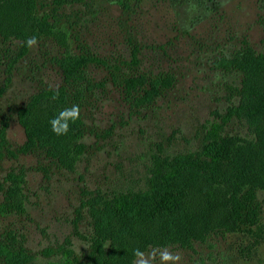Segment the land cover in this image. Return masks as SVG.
<instances>
[{
  "label": "rangeland",
  "instance_id": "374dc122",
  "mask_svg": "<svg viewBox=\"0 0 264 264\" xmlns=\"http://www.w3.org/2000/svg\"><path fill=\"white\" fill-rule=\"evenodd\" d=\"M23 2L15 19L0 13V264H46L67 249L74 264H132L134 249L164 247L180 264H264V176L236 188L201 156L213 123L218 138L257 142L256 123L234 110L254 77L239 53L264 56V0ZM35 96L44 121L79 105L66 139L51 126L29 137ZM188 157L197 169L178 215L236 195L231 224L197 220L187 233L142 216L159 161ZM116 198L138 208L112 222Z\"/></svg>",
  "mask_w": 264,
  "mask_h": 264
},
{
  "label": "trees",
  "instance_id": "16d2710c",
  "mask_svg": "<svg viewBox=\"0 0 264 264\" xmlns=\"http://www.w3.org/2000/svg\"><path fill=\"white\" fill-rule=\"evenodd\" d=\"M24 8L23 0H0V13H6L14 19L18 16V9L23 10ZM21 13L26 14L24 11H21ZM17 28V32H20L25 26L18 25ZM239 54L237 57L238 63H241L245 70L252 71L254 77L246 83L244 92L245 101L234 110V113L245 114L250 121L256 123L257 142L237 143L235 139L225 140L218 138L220 135V125L213 123L209 130L210 141L204 145L201 152V156L212 165L222 170L224 168L223 173L230 179V185L236 186V188L243 185H241L242 178L244 182L248 183L254 177L264 176V76L261 75L262 68H264V56L261 58L254 57L251 49ZM76 61L77 66L85 64L84 57L76 59ZM71 64L72 61H70L69 66ZM74 68L66 70L65 77L67 81L72 79L70 77L71 73L74 72ZM139 82L142 83V81ZM151 89L156 90L157 87L154 86ZM65 90V87H63L64 92ZM38 99L36 96L33 98L28 106V112L30 116L33 114L34 119L37 117L39 120L40 118L37 116L40 110ZM57 114L53 110L46 121L42 120L43 118L40 119L42 121L35 119L34 122L30 121V123L23 121L29 132V137H33L36 132L40 134L48 130V127H50L49 121ZM243 155L247 156L244 161L241 159ZM196 169L197 166L190 161V157L182 160L175 159L170 161L169 159H164L159 161L157 168L159 191L156 193L149 210L144 212L143 209H140L141 213L144 212L142 216L149 218L153 223L169 224L173 220L177 229L187 230V233L190 232V229L194 230L197 220L204 221L207 219L212 227L215 226V220L220 218H223L220 220L221 225L231 224V219L237 215L238 210L236 206L238 205H233V202L230 200H237L238 202L236 195L231 196V199L227 198V200L216 197L212 205H208L206 210L198 209L195 212L189 210L185 214L178 215L184 209L192 192L190 190L191 176ZM239 171L243 172L241 176H239ZM180 179L184 180L183 185H180ZM229 204L233 205L231 209L229 208ZM109 206L112 222L122 219L134 208H138L135 201L130 198H116L111 201V204L109 203ZM170 236L169 234H165L164 238ZM46 264H74L72 251L67 249L59 261H49Z\"/></svg>",
  "mask_w": 264,
  "mask_h": 264
},
{
  "label": "clouds",
  "instance_id": "9594fccd",
  "mask_svg": "<svg viewBox=\"0 0 264 264\" xmlns=\"http://www.w3.org/2000/svg\"><path fill=\"white\" fill-rule=\"evenodd\" d=\"M37 43L36 36H32L26 40L28 48H33ZM58 95L59 93L52 98L55 100ZM80 114L79 105L64 108L49 121L51 131L57 137L68 135L71 124H75L80 119ZM133 256L134 260L132 264H155L157 258H159V264H180L182 260L180 254L171 252L168 247L152 248L147 253L136 248L133 250Z\"/></svg>",
  "mask_w": 264,
  "mask_h": 264
}]
</instances>
